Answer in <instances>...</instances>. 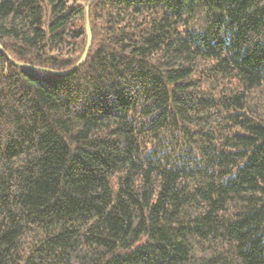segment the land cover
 <instances>
[{"label":"trees","instance_id":"16d2710c","mask_svg":"<svg viewBox=\"0 0 264 264\" xmlns=\"http://www.w3.org/2000/svg\"><path fill=\"white\" fill-rule=\"evenodd\" d=\"M91 1L0 0V264H264V0H95L78 66Z\"/></svg>","mask_w":264,"mask_h":264},{"label":"water","instance_id":"95a60500","mask_svg":"<svg viewBox=\"0 0 264 264\" xmlns=\"http://www.w3.org/2000/svg\"><path fill=\"white\" fill-rule=\"evenodd\" d=\"M95 0H92L88 7H87V34H88V45H87V48L82 56V59L81 61L79 62L78 66L81 65L85 59L87 58L88 56V52H89V48L91 46V43H92V34H91V26H90V18H89V13H90V7H91V4L94 2ZM0 48L2 49V46L0 45ZM20 66H25V67H33V66H30V65H26V64H19ZM36 69H39V70H44L42 68H36Z\"/></svg>","mask_w":264,"mask_h":264}]
</instances>
